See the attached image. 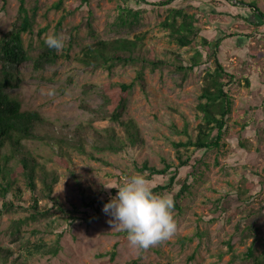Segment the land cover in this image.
Returning <instances> with one entry per match:
<instances>
[{"label": "rangeland", "instance_id": "374dc122", "mask_svg": "<svg viewBox=\"0 0 264 264\" xmlns=\"http://www.w3.org/2000/svg\"><path fill=\"white\" fill-rule=\"evenodd\" d=\"M60 1L61 6L56 7ZM256 2L264 11V0ZM79 3L80 0H26L31 14L36 8L33 30L23 33L29 59L20 65V85L9 87L7 91L20 99L23 109H38L44 114L48 123L40 128L41 133L51 130L59 136L62 131H72L78 126L91 135L92 127L104 133L106 127L113 126L123 133L119 121L96 117L82 104L102 105L105 83L133 81L138 65L118 64L111 71L86 67L77 59L85 45L101 38L134 37L144 33L145 47L168 64L155 69L148 66L146 88L135 82L130 89L122 118L133 117L141 129L143 140L135 145L130 144L122 151L94 150L100 159L67 147L70 157L69 166H65L54 158L53 145L46 139L25 140L46 169L58 174L53 195L58 197L59 203L68 208H82L85 201L99 195L111 199L115 195L112 188H117L126 177L141 174L136 161L141 164L147 159L158 167L164 166V158L179 163L174 141L197 134V126L203 121L197 105L204 75L208 68L216 67V62L213 57H205L206 62L191 70L185 79L172 63L182 60L189 65L203 34L217 40L220 29L236 32L235 36L223 40L226 48H222V44L218 50V53L223 51L225 64L239 76L231 86L234 109L230 127L222 145L206 156V163L193 180L190 192L181 199L182 207H174L177 229L170 238L148 249L132 246L124 229L110 222L112 217L102 210L105 203L99 205L98 218L90 222L76 221L72 226L61 204L52 206V214L29 219L22 224L19 233L13 232L11 223L30 215V210L4 208L0 210V245L11 247L15 253L5 262L0 259V264L252 263L253 257H244L248 248L255 245L257 255L264 250V188L260 182L264 177V24L255 26L241 16L235 18L237 11L227 2L213 0L207 8L200 9L197 0H184L186 9L198 15L196 22L204 30L192 44L182 46L171 36L170 29L162 25L169 13L167 6L149 7L132 26L128 23L131 17L120 0H90L89 5L82 6ZM19 6L20 0L5 3L0 0V36L12 28ZM57 28L64 47L57 50L56 61L37 68L35 58L47 46L46 37L55 34ZM176 54L181 55V59ZM246 76L250 77L249 85ZM50 88L55 90V95L47 94ZM184 127L187 133L181 132ZM241 141L246 142V146L241 147ZM182 173L184 175L185 168ZM17 175L24 196L29 200L25 179L21 172ZM37 183L42 185L38 178ZM42 201L51 206L48 199ZM36 242L59 245L60 250L55 256L50 252L31 254L29 249Z\"/></svg>", "mask_w": 264, "mask_h": 264}, {"label": "trees", "instance_id": "16d2710c", "mask_svg": "<svg viewBox=\"0 0 264 264\" xmlns=\"http://www.w3.org/2000/svg\"><path fill=\"white\" fill-rule=\"evenodd\" d=\"M3 1L6 2V0ZM120 1L123 3L124 11L131 17L128 23L132 26L138 23L142 11L148 10L149 7L167 6L169 13L162 21V25L170 29L171 36L182 46L192 44L204 30L196 22L198 15L186 9L187 5H184V0ZM197 1L196 5L201 9L202 6L207 8L209 2L213 0ZM219 2L225 4L227 2L232 6L237 11L233 15L235 18L241 16L255 26L264 24V11L257 5L256 0H241L239 3L232 0H219ZM89 3L90 0H80L79 6L89 5ZM55 6L60 7L61 1ZM210 10L214 11L212 8ZM35 14L36 8L31 14L26 6V0H20L19 11L12 28L0 36V210L4 208L8 210L28 208L30 210V215L27 217L12 221L11 227L16 233L20 232L22 224L28 222L29 219L52 214V206L61 204L58 197L53 195L54 185L58 182V174L55 170L46 169L45 165L30 151L25 140L30 138L46 139L53 145L54 158L65 166H69L70 157L67 147L76 148L82 153L100 159L95 155L94 150L122 151L130 144L135 145L143 140L141 129L133 117L122 118L127 108L130 89L133 88L135 82H139L143 89L146 88L145 70L148 66L155 69L168 64L166 60L152 55L149 48L145 47L144 33L135 34L134 37L101 38L85 45L77 59L86 67L105 68L111 71L118 64L138 65L137 74L133 81L129 83L107 81L105 83L102 105L93 107L82 104L96 117H109L111 120L119 121L123 133L120 134L115 127L108 126L104 133L92 127L91 135L85 132L82 126H78L72 131L65 133L62 131L59 136L53 134L51 130H47L46 134H43L40 128L48 123L44 114L38 109H23L20 99L7 91V88L17 87L22 81L20 65L29 59L23 33L33 30ZM122 20L126 23L124 18ZM61 24L60 21L59 26ZM88 25L91 29L93 28L90 19ZM55 34L60 35L59 28ZM219 35L215 40V38L211 39L203 34L197 45V50L190 57L191 63L189 65H185L182 60L179 63H172L185 79L191 70H196L202 63L206 62L205 57H213L216 62V67L214 69L208 68L204 75V84L200 94L201 100L197 105L198 110L202 112L203 121L197 126V134L195 136L189 134L186 140L174 141L179 163L170 162L165 158V164L162 167L150 164L147 159L141 164L135 162L153 191L171 193L175 199V206L179 208L182 207L181 199L190 192L193 180L197 178L202 165L206 163V156L222 145L223 138L230 127L229 120L234 109V96L231 93V86L239 76L225 64L223 51L218 53V50H221L222 44V48H226L223 40L226 37L235 36L236 32H226L220 29ZM246 35L249 34L246 33ZM58 56L55 48L46 46L44 51L35 58V66L45 68L47 64L56 61ZM176 57L181 59L179 54H176ZM246 82L248 85L251 83L250 77L246 76ZM181 132L187 133V127H184ZM89 138H91V149L87 148ZM246 144V142L241 141L240 146L244 147ZM13 159L16 160L15 163L10 164L9 162ZM183 168H185L184 175L182 173ZM18 172H21L25 179L26 190L29 191L30 195L29 200L25 198L24 189L18 182ZM37 178L41 180V186L38 185ZM260 182L264 188V177ZM112 190L114 194L118 191L117 188H112ZM42 199H48L51 206L42 203ZM108 200L109 197L105 198L99 195L91 201H85L82 208H68L62 204L60 208L69 214L67 222L69 226H72L76 221L86 220L90 222L98 218L100 216L99 205ZM93 207L94 210L92 211ZM122 231L127 234L126 230ZM63 232L64 229L60 233ZM230 245L232 246L231 243ZM59 250V245L47 246L46 242H36L34 247L29 249V252L31 254L50 252L55 256ZM111 252L113 258L116 245ZM14 253L15 251L11 247L0 245V259L3 262L7 261L9 256ZM244 257L246 259L253 257L254 261L250 264H264V250L258 255L255 254V245L248 248Z\"/></svg>", "mask_w": 264, "mask_h": 264}, {"label": "clouds", "instance_id": "9594fccd", "mask_svg": "<svg viewBox=\"0 0 264 264\" xmlns=\"http://www.w3.org/2000/svg\"><path fill=\"white\" fill-rule=\"evenodd\" d=\"M45 43L58 51L64 47V39L57 34H49ZM47 94L55 95V90L50 88ZM117 189L102 210L112 217L110 222L126 230L132 246L148 249L175 233V199L171 193L154 192L143 174L126 177Z\"/></svg>", "mask_w": 264, "mask_h": 264}]
</instances>
